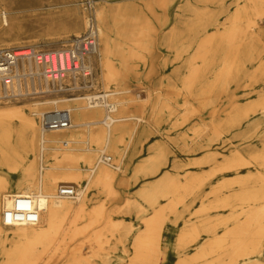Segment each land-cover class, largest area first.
Instances as JSON below:
<instances>
[{
    "label": "rangeland",
    "instance_id": "rangeland-1",
    "mask_svg": "<svg viewBox=\"0 0 264 264\" xmlns=\"http://www.w3.org/2000/svg\"><path fill=\"white\" fill-rule=\"evenodd\" d=\"M85 1L0 0V17L2 18L0 44H9L12 49L33 46L42 50L58 49L63 44L66 45L69 41H62L64 34L59 27H68L72 20H81L83 15L86 16ZM92 1L95 2V0ZM246 1L109 0L106 3L107 5L129 4L138 7L127 14V17L133 20L132 24L129 26L121 24L122 16L118 17L117 22L113 24L114 40L109 62L116 68L117 78L120 77V81L123 79V84L117 80L105 86L101 79L105 70L99 66L97 54L93 58L95 91H116L126 88L127 91L114 95V97L115 99L121 97L132 100L127 112L131 119L122 122L124 135L122 141L116 146L118 152H115L114 148L116 154L109 151L104 152L105 155L111 157L110 165L99 164L113 171V180L103 178L99 181L97 190H89L85 195L87 204L84 207L83 216L72 223V228L77 234L70 241L68 240V250L72 251L71 249L77 248L85 260L75 263L68 255H65L51 264H127L134 258L131 246L133 238L144 233L147 221L157 214L161 215L163 230L168 215L174 214L186 198L195 194L202 185H204L203 189L210 188L203 199L206 203L214 200L212 196H218L211 205L210 215L216 214L215 210L218 208L222 209L221 213L227 214L228 210L231 211V204L239 202L240 206H235L233 210H238L239 218L242 219L244 216V219L236 221L237 215H231L218 221V217L215 216L207 220L204 228L203 224L206 220L199 222L198 225L193 223L184 225L178 232V240L174 244L175 249L185 248L196 240L200 232L207 234L215 232L212 235L213 240L206 241L204 244L208 246L207 251L200 248L190 256H182L191 254L196 249L195 245L186 247L179 255L173 256L171 264H175L174 261L178 256L182 257L177 259L176 264H216L223 259L225 261L221 264H238L242 259L247 260L245 264H252L253 262H249L251 258L264 251V234L256 235L259 223L252 222L250 228L242 233L232 234L229 231L235 226L241 227L249 213L257 210L258 206H264V199L246 203V201L236 200L234 194L238 190L248 191L264 187V179L245 183L244 189L241 185H233L237 189L229 193L222 194L223 191L230 189L212 193V186L222 175L226 174L220 173L206 178L204 184L197 186L195 191L191 189L189 191L187 185V189H184L186 188L184 182L187 181L188 176L195 173L201 174L209 169V164L198 166L196 163L204 155V150L199 148L200 145L197 142L202 141L205 144L207 140L204 139L211 136L212 123H221L223 128H228V131L221 133L207 149L213 152L219 161L226 155L228 159L233 160L235 150L246 157L247 149L255 145L259 147L260 135L264 136V116L250 114L239 125L232 127H227L228 124L224 120L230 110L235 113L237 108L248 106L264 96V79L258 76L264 68V33L261 35L254 32V34H246L241 31L240 24L245 18L241 4H246ZM202 9L206 11L205 17H209L216 25H207L204 29L192 25L196 14H199ZM1 14H4L5 20ZM256 22L259 30L264 32V14L256 16ZM82 29L80 26L79 30L82 31ZM212 35H218V38H215L216 43L218 41V44L224 46V51L229 52L230 58L234 59L235 70L237 68L238 70L225 83L224 88L218 89L213 95L214 103L205 106L200 103L196 94L189 93L186 83L190 77V68L201 64V59H194L197 44ZM72 38L70 36V39ZM223 58L226 57L221 53L216 56V67L222 64L220 61ZM213 77L212 71L199 74L194 81V90L198 91ZM77 95L83 96V94L56 93L36 99L8 102V104L27 103L30 106L33 101ZM109 98L108 101L111 100ZM59 105L62 104L59 103ZM38 107L43 109L45 106L39 105ZM51 109L53 108L48 110ZM27 112L29 113V110ZM103 112L105 113L104 109L99 119L102 118ZM31 116L37 122L39 121V115ZM136 117H140L141 120L138 121ZM254 119H260V124L254 131L250 130L254 136L246 140V125ZM96 127L102 128V125L98 123ZM203 132L204 139L196 136ZM242 132H245L244 136L239 137ZM91 145L97 147V145ZM125 145L129 146L122 158V164L119 170H115L113 167L120 164L121 149ZM82 146H87V144H82ZM152 146L158 147L149 154L148 149ZM50 152L57 161H65V149L58 148ZM92 155L93 162H95L99 151H94ZM155 164L160 165L153 169ZM77 166L82 167L79 169L82 179L74 184L80 187L87 171H85L84 163L80 162ZM254 168L251 167L250 170L255 171L256 168ZM257 169L264 173V167H257ZM2 171L5 172L4 169H0V174ZM238 171L245 172L246 169ZM150 180L153 181L149 182ZM176 180L180 182L177 184ZM148 195L150 198L147 201ZM188 201L190 199L186 203ZM201 201V199H196L191 209L198 206ZM148 203L152 206L151 208ZM243 203L246 204L245 209L242 207ZM171 206L174 207L171 208ZM126 210H129L128 214L125 213ZM207 210L209 207L203 205L195 214H205ZM190 218L195 220L194 216ZM171 219L172 215L169 216L167 225H170L171 231L174 232L170 242L172 246L177 230L186 218L178 222L176 226L171 224ZM231 221L233 223L228 226ZM261 222H264V219L260 220ZM0 226L3 229L1 237L3 244L8 248L11 227L1 224ZM161 235V248L165 251L166 242ZM204 238L205 236H201L198 243H201ZM255 244L256 247L253 249ZM230 250L232 251L229 254ZM60 251L57 250V252ZM240 251L244 253L241 254ZM161 257L163 260V255ZM157 263L149 261L147 264ZM0 264H2V256H0Z\"/></svg>",
    "mask_w": 264,
    "mask_h": 264
},
{
    "label": "bare ground",
    "instance_id": "bare-ground-1",
    "mask_svg": "<svg viewBox=\"0 0 264 264\" xmlns=\"http://www.w3.org/2000/svg\"><path fill=\"white\" fill-rule=\"evenodd\" d=\"M108 1L95 0L94 2L96 3L94 12L99 37L96 54L99 66L105 70V74L101 78L105 86L117 80L123 84V79L120 81V77L117 78L116 68L109 62L114 40L113 24L122 16L121 24L129 26L133 23V20L127 17V14L131 10L138 9V7L129 4L107 5ZM241 7L245 14L244 21L240 24L241 31L243 33L246 32V34L254 32L261 35L264 33L259 30L256 22V16L264 14V0H247L246 4H241ZM3 15L1 14V16ZM196 15L192 25L199 26L201 29H204L207 25H216L211 22L209 17H205L206 11L204 9L200 10V13ZM0 22H2L1 17ZM85 25L86 16L83 15L81 20H72L68 27H59V30L64 34L61 38L62 41H70V36H80ZM80 26L83 28L82 31L79 30ZM70 32L72 33L70 34ZM215 38L217 39L218 35H212L197 44L194 59H201V64L190 68V77L186 83V89L190 91L189 93L192 95L196 94L200 103L205 106L214 103L215 98L213 95L218 89H223L225 83L238 70V68L235 70L234 59L230 58L229 52H225L224 46L218 44V41L216 43ZM10 48L11 45L9 44H0V49ZM220 53L224 54L226 58H223L220 61L222 64L216 67V56ZM211 71L214 74L213 79L204 84L198 91L194 90V81L199 77V74ZM258 76L264 79V68H262ZM125 91H127L126 88L116 91L105 90L108 93V98H111L110 101L107 98V102L112 109L110 112L104 110L105 113L103 112L101 119L99 118L102 115L103 106L99 102H96L95 105H89L86 101V96L80 95L33 101L30 106L27 103L23 105H9L8 102L5 105L0 104V169L5 171L0 174V224L2 225V210L4 207L8 208L10 206L13 197H31L39 214V219L35 224L5 226L11 227L9 234L10 245L8 248L3 244V238H1L3 229L0 226V256H2V264H51L57 258L65 255H68L75 263L85 260L79 254L77 248L71 249L72 251L68 250V240L70 241L77 234L76 230L72 228V223L83 216L84 207L87 204L85 195L89 190H97L98 183L103 178L110 181L114 178L112 170L99 164L102 163L100 157L105 155V151L113 154L118 152L116 146L122 141L124 135L122 122L131 119L127 112L130 109L129 104L132 100L121 97L115 99L114 97V95ZM59 103L62 105H59ZM39 105H44L45 107L39 109ZM50 108L69 110L72 122L71 127L47 130L42 128L39 121L37 122L31 116L37 114L40 117L44 110L49 111L48 109ZM27 110H29V113ZM250 114L253 116L257 114L264 116V96L259 97L258 100L251 102L248 106L237 108L235 113L230 110L224 120L228 124L227 127L237 126L241 121L247 119ZM136 119L138 121L141 120L140 117H136ZM98 123L102 125V128L96 127ZM216 123H212V133L208 139H204V132L196 135L197 137L200 136V139L207 140L205 144H199L200 147L198 146L206 151L202 159L197 160L196 163L198 166L209 164V169L201 174L195 173L190 177L188 176L187 181L184 182L185 186H189L188 190H197V186L202 185L206 178L220 173H233V175L224 176L222 180L214 184L211 188L212 193L223 189H231L230 187L233 185H241V188H243L245 183L264 179V173L257 169V167H264V136L260 135V139L258 138L259 147L255 145V147L247 149L246 157L238 150H235V158L233 160L228 159L229 157L226 155L221 161H215V154L207 151V149L210 143L218 138L221 133L228 131V128H223L221 123ZM248 132L249 129L246 130V140L251 138ZM244 134L245 132H242L239 137L244 136ZM64 142L65 144H63ZM82 144H87V146H82ZM91 144L97 145V147ZM128 146L125 145L121 149L120 164H117V167H113V169H120L122 158ZM58 148L66 150L65 161H57L50 152ZM96 150L99 151V155L96 161L93 162L92 153ZM7 153L12 155L10 156ZM80 162L85 164L87 175L85 179L83 178L82 185L76 187L74 183L82 179V175L79 172L82 167L77 166ZM159 165L155 164L153 169L158 168ZM251 167H255L256 170H250ZM244 168L246 173H239L238 170ZM150 170L152 171V167ZM61 184L75 185L79 192L78 196L69 198L58 195L56 191ZM187 186L184 189H187ZM234 195L236 200L241 202H257V200L264 199V187L248 191L238 190ZM226 197L230 196L226 195ZM259 207L249 213L241 227L235 226L229 231L232 234L245 232L250 228V224L255 221L260 224L256 230V235L264 234V222L260 223V220L264 219V206ZM125 213L128 214L129 210H126ZM162 221L161 215H155L153 219L147 221L144 233L133 238L131 246L134 258L127 264H147L149 261L160 264L163 262L160 242V235L163 231ZM6 239L7 236L5 235ZM255 247L256 244L252 248L255 249ZM58 249L61 251L57 252ZM69 251L70 253H68ZM240 253L244 252L240 251Z\"/></svg>",
    "mask_w": 264,
    "mask_h": 264
},
{
    "label": "built area",
    "instance_id": "built-area-1",
    "mask_svg": "<svg viewBox=\"0 0 264 264\" xmlns=\"http://www.w3.org/2000/svg\"><path fill=\"white\" fill-rule=\"evenodd\" d=\"M85 10L83 33L58 49L42 50L33 46L0 49V104L56 93L83 94L89 105L99 102L110 112L108 93L95 91L93 82L92 58L96 55L99 37L92 0L85 1ZM39 123L47 130L67 129L72 125L67 109L44 111ZM100 161L108 164L111 159L103 155ZM56 192L69 198H76L79 193L73 184H61ZM38 219V210L28 196L13 197L10 206L4 207L1 213L3 226L35 224Z\"/></svg>",
    "mask_w": 264,
    "mask_h": 264
},
{
    "label": "crops",
    "instance_id": "crops-1",
    "mask_svg": "<svg viewBox=\"0 0 264 264\" xmlns=\"http://www.w3.org/2000/svg\"><path fill=\"white\" fill-rule=\"evenodd\" d=\"M259 120H260V119H259ZM259 120H258V119H254V120H252V121L249 122V125H246L247 129H249L248 134L250 135V137H253V136H254V135H252L253 133H251L250 130H251V131H254V129H256V128L259 126V124H260V121H259ZM247 129H246V130H247ZM197 144H203V142L200 141V142H197ZM157 147H158V146H157ZM157 147H154V146L150 147V148L148 149V153L150 154V153H151L153 150H155ZM193 147H194V146H193ZM205 151H206V150H204V153H205ZM215 161H219V160H218V157H215ZM135 166H136V165H135ZM135 166H134V167H135ZM134 167H133V168H134ZM239 173H241V174H245L246 171H245V172H239ZM231 175H233V173H228V174H226V175H222L221 178L216 182V184H217L220 180H222L224 176L229 177V176H231ZM153 180H154V179H153ZM153 180H150L149 182H151V181H153ZM123 182L125 183L124 180H123ZM176 182H177V184H178L180 181H179V180H176ZM203 186H204V185H202V187H201V188H200L195 194H193V195L187 197L186 200L184 201V203H183L182 205H180V206L177 208V210L175 211L174 214H169V215H168L167 221L169 220V216L172 215L171 224H172V225L174 224V226H176L177 223L180 222L181 220H183L184 218H186V219L183 220V225L177 230L176 238H175V241L172 243V244H173L172 246H171V243H170V242H171V239H172V237H173L172 235H174V232L171 231L170 225H167V221H166V223L164 224L163 233H162V235H161V238H163V240L166 242V244H165V245H166L165 251H163V248H161V250H162V255H163V257H164V258H163V264H171V263H172V260H171V259L173 258V256H174V255L176 256L177 254L179 255V253L181 252V250L183 251V250H184L186 247H188V246H193V245H195V246H196L195 251L192 252L191 254H188V255H182V256H190V255L196 253L200 248L203 249V251H205V250L207 251L208 246H204V244L206 243V241H211V240H213V236H212V235H214L215 232H212V233H210V234L200 232V235L196 238V240L193 241L192 243H190L189 245H187L185 248H182V249H180V250L175 249V248H174V244H176V241L178 240V232H179V230H180L184 225L189 224V223H193V224H195V225H198L199 222H201V221H203V220H206L205 223L203 224V225H204L203 228H204V227L207 225V224H206L207 220H209V218H212V217H215V216L218 217V221H219L220 219H222V218H226V217L231 216V215H237V218L235 219L236 221H241V220L244 219V216H243L242 219L239 218V216H240V212H238V210H233V208H235V206H240L239 202H237V204H235V202L231 204V206H230L231 211H229L228 209H225V210H228L227 214H223V213H221L220 210H222V209H221V208H218V210H215V211L217 212L216 214L210 215L209 212L212 210V208H211L212 206H211V205L214 204L213 202L216 201V199H217L218 196H212V195H211L212 198H213L214 200H212L210 203H206V201H204L203 199H204V197H206L205 194L209 191L210 188H208V189H203ZM234 189H237L236 186H233L230 190L223 191L222 194H223V193H229L230 191H232V190H234ZM139 191H140V190H139ZM139 191H138V192H139ZM220 195H221V194H220ZM207 197H209V196H207ZM149 198H150V197H149V195H148V196H147V201H148ZM188 199H190V201H188V202L186 203V201H187ZM196 199H201L202 201H201V203H200L198 206H196V207H194V208L191 209L192 203H193ZM164 202H165V200H164ZM164 202H163V203H164ZM203 205L208 206V207H209V210H207V212H205V214H204V213L201 214V215H200V214H195L196 211H197L201 206H203ZM148 206H149L150 208L152 207V206L149 205V203H148ZM242 207H243V209H245V208H246V204L243 203V206H242ZM223 208H224V207H223ZM213 211H214V210H213ZM186 214H188V215L185 216ZM148 215H149V214H148ZM243 215H245V214L243 213ZM190 216H194V217H195V220H194V218H193V219L190 218ZM232 223H233L232 221L229 222V223H228V226H230ZM219 228L224 229L223 227H219ZM222 231H223V230H222ZM222 231H221L220 235L222 234ZM220 235H218V236H220ZM201 236H205V238L203 239V241H202L201 243H198V240H199V238H200ZM161 243H162V239H161ZM161 246H162V245H161ZM231 251H232V250H230L229 254L231 253ZM182 256H178L177 259H178L179 257H182ZM177 259L174 261L175 264H176ZM226 260H227V259H226ZM223 261H225V259L220 260V262H218V263H216V264H221ZM246 261H247L246 259L239 260V263H238V264H245ZM249 262H253L252 264H256V262H258V264H264V251H262L260 255H255V256H253V258H251V260H250ZM246 264H251V263H246Z\"/></svg>",
    "mask_w": 264,
    "mask_h": 264
}]
</instances>
